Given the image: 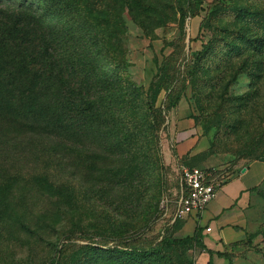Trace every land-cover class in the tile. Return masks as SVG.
<instances>
[{
    "label": "rangeland",
    "instance_id": "rangeland-1",
    "mask_svg": "<svg viewBox=\"0 0 264 264\" xmlns=\"http://www.w3.org/2000/svg\"><path fill=\"white\" fill-rule=\"evenodd\" d=\"M22 3L73 32L74 50L98 69L93 98L113 87L130 93L133 84L145 92L153 82L160 124L151 129L141 114L145 95L140 102L130 94L126 109L105 107L99 125L67 130L59 92L50 91L49 103L23 96L27 88L12 78L20 54L3 50L0 264H46L62 243L71 257L81 245L145 248L167 231L191 235L189 215L173 220L181 167L232 174L252 162L239 153L264 132V45L239 42L245 20L236 15L264 10V0H202L183 23V0H3L2 7ZM248 25L256 45L264 20ZM118 66L126 82L112 84ZM259 187L246 211V239L227 248L228 257L210 255L203 240L207 249H169L170 264H264V179Z\"/></svg>",
    "mask_w": 264,
    "mask_h": 264
},
{
    "label": "trees",
    "instance_id": "trees-1",
    "mask_svg": "<svg viewBox=\"0 0 264 264\" xmlns=\"http://www.w3.org/2000/svg\"><path fill=\"white\" fill-rule=\"evenodd\" d=\"M0 0V53L3 50L16 51L20 54L23 61L22 67L17 69L12 77L14 80L27 88L26 98L39 100L42 103L50 102V91L59 92L60 98L57 102L59 112L63 118L61 125L67 130L80 131L95 125H99L103 120L102 112L107 106H119L126 109L125 101L132 94L134 97L145 95L141 102L142 118L146 119L148 126L153 129L160 124L156 116L157 109L154 106L151 92L154 90V83L151 82L148 90L144 92L143 88L131 85V92L119 88H110L109 93L103 91L97 94L96 98L92 96V89L97 86V73L93 59L87 55L74 50V45L70 43L73 32L68 29L54 28L50 26L47 11H38L32 5L22 3L18 6L2 7ZM185 8L181 9V22L183 23L187 14L196 15L202 0H183ZM238 19H243V30L238 33L243 43H250L258 49L264 45L263 37L255 39L256 45H253L248 35L249 23H261L264 20V10L239 8L236 9ZM210 18L203 20L200 24L209 25ZM94 30V29H93ZM95 31V30H94ZM108 44V43H107ZM207 44H211V40ZM112 45V44H111ZM204 46L202 53L207 49ZM108 59L116 61V57L109 55ZM118 68V69H117ZM120 66L115 67L108 77L110 83H119L124 78L121 76ZM117 69V70H116ZM24 73V75H23ZM20 74V78L17 76ZM19 78V79H18ZM25 78V79H23ZM124 82H126L124 80ZM120 103H123L120 105ZM55 109L52 112L56 116ZM171 106H168L169 109ZM109 118H112L110 108H107ZM48 110L45 107L46 113ZM250 150L239 153L241 158L250 161H264V132L258 140L252 141ZM38 183L46 186V183L39 179ZM52 187V185H51ZM48 191L53 189L47 188ZM250 193H260L259 185L252 187ZM204 227L197 224L191 235L184 237L171 236L166 234L156 243H151L145 248L135 247H101L96 245H81L77 248L76 254L69 257V243L60 244L55 250V256L46 264H170L167 258V251L172 248L185 249L192 245L203 243ZM207 249V248H206ZM210 255L228 257L223 251H213L207 249ZM211 257V256H210ZM207 264H213L211 258Z\"/></svg>",
    "mask_w": 264,
    "mask_h": 264
},
{
    "label": "crops",
    "instance_id": "crops-1",
    "mask_svg": "<svg viewBox=\"0 0 264 264\" xmlns=\"http://www.w3.org/2000/svg\"><path fill=\"white\" fill-rule=\"evenodd\" d=\"M191 142V141H189ZM191 143H188L190 146ZM264 179V162L252 161L236 167L219 188L216 197L200 213L189 214L188 225L204 226L203 240L207 248L226 252L246 239V211L251 202L250 190ZM209 226L211 231L206 232ZM212 234V236H211Z\"/></svg>",
    "mask_w": 264,
    "mask_h": 264
},
{
    "label": "built area",
    "instance_id": "built-area-1",
    "mask_svg": "<svg viewBox=\"0 0 264 264\" xmlns=\"http://www.w3.org/2000/svg\"><path fill=\"white\" fill-rule=\"evenodd\" d=\"M228 173L215 168L182 166L180 169V190L177 211L173 220L191 213L200 214L216 197ZM206 232L211 231L207 226Z\"/></svg>",
    "mask_w": 264,
    "mask_h": 264
}]
</instances>
